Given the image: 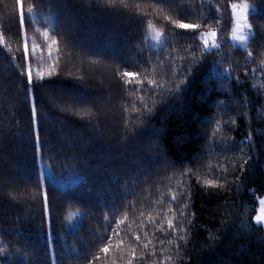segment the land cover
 Masks as SVG:
<instances>
[{"label": "trees", "instance_id": "obj_1", "mask_svg": "<svg viewBox=\"0 0 264 264\" xmlns=\"http://www.w3.org/2000/svg\"><path fill=\"white\" fill-rule=\"evenodd\" d=\"M262 198L264 0H0V264H264Z\"/></svg>", "mask_w": 264, "mask_h": 264}, {"label": "rangeland", "instance_id": "obj_2", "mask_svg": "<svg viewBox=\"0 0 264 264\" xmlns=\"http://www.w3.org/2000/svg\"><path fill=\"white\" fill-rule=\"evenodd\" d=\"M232 7L234 17V30L230 36V42L239 48L245 49L252 37V30L249 24L250 15L255 13V7L245 1L237 2ZM215 33V35H213ZM157 39V36H154ZM201 42L206 51H212L220 47L218 41V32L209 31L200 36ZM207 41V43H205ZM32 72V69L29 70ZM45 173V170L43 169ZM257 217H261L257 220ZM254 223L258 226L264 227V198L259 200V206L256 215L254 216Z\"/></svg>", "mask_w": 264, "mask_h": 264}, {"label": "snow or ice", "instance_id": "obj_3", "mask_svg": "<svg viewBox=\"0 0 264 264\" xmlns=\"http://www.w3.org/2000/svg\"><path fill=\"white\" fill-rule=\"evenodd\" d=\"M232 7H236V6L235 5H232ZM20 10H21V17H23V5H22V3H21V6H20ZM178 27L181 28V29H186L187 30V29H196L199 26L198 25H192V24L180 23L178 25ZM213 35H215V33H213ZM205 43H207V41H205ZM26 49H27V46H25V50ZM125 75L126 76H129V77H133V76L136 75V73H125ZM28 77H29V82H30L31 81V72L30 71L28 73ZM173 199H175V197H173ZM260 219H261V217H257V220H260ZM168 227L169 228H172L173 227L172 221H169L168 222ZM136 239L139 240V236H137ZM145 247H147V245H145ZM103 251L105 253H107L108 252V248L103 249Z\"/></svg>", "mask_w": 264, "mask_h": 264}]
</instances>
